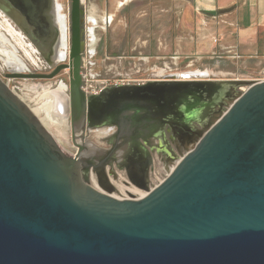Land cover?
Segmentation results:
<instances>
[{
  "label": "water",
  "instance_id": "water-1",
  "mask_svg": "<svg viewBox=\"0 0 264 264\" xmlns=\"http://www.w3.org/2000/svg\"><path fill=\"white\" fill-rule=\"evenodd\" d=\"M10 1L31 24L46 21L58 40L55 0ZM83 4L71 0L68 64L6 77L52 79L68 69L74 143L80 122L118 127V140L134 127L163 135L171 123L196 136L144 196L112 184L113 151L77 145L75 156L76 146L47 130L0 78V264H264V81L169 74L88 96Z\"/></svg>",
  "mask_w": 264,
  "mask_h": 264
},
{
  "label": "rangeland",
  "instance_id": "rangeland-1",
  "mask_svg": "<svg viewBox=\"0 0 264 264\" xmlns=\"http://www.w3.org/2000/svg\"><path fill=\"white\" fill-rule=\"evenodd\" d=\"M60 3L68 17L70 49L71 0H60ZM186 8L184 0H137L121 9L112 27L106 32L99 33L101 40L95 45L97 55L94 59L96 63L94 72L98 76L96 79L85 81L86 90L89 93L98 92L110 83L120 82L121 79L128 81L163 79L164 77L160 75L205 69H211L215 73V79L250 81L264 79V56L238 63L236 60L226 58L228 54L224 50L206 52L215 53L218 57L209 55L199 58L200 56L191 55L195 53L197 46L205 42L203 39L205 25L197 20L194 13L186 18V14L190 15ZM0 18L2 19L1 14ZM218 24L224 25L222 22ZM226 31L229 36L233 34L231 30ZM83 71L85 73V69ZM7 73L0 61V78L31 108L47 107L43 92L37 91L36 87L35 90L31 88L33 84H51L56 87L64 82L69 87V70L62 71L56 78L47 81L8 79ZM62 122L60 127L58 124L52 125L50 132L63 142L73 144L70 119ZM102 135L98 130H93L90 132L91 142L100 144L102 138L99 136ZM182 153L186 154L187 150ZM174 166L175 162L166 165L160 157H155L151 177L152 188L163 182ZM139 192L146 195L145 191Z\"/></svg>",
  "mask_w": 264,
  "mask_h": 264
},
{
  "label": "flooded vegetation",
  "instance_id": "flooded-vegetation-1",
  "mask_svg": "<svg viewBox=\"0 0 264 264\" xmlns=\"http://www.w3.org/2000/svg\"><path fill=\"white\" fill-rule=\"evenodd\" d=\"M58 1L60 2V0H55L56 8ZM13 11L18 12L21 18H17L15 15L10 16L7 13H13ZM0 14L2 16V19L0 18V37L2 38H0V61L3 68L8 71L6 76H8L11 72L24 75H50L58 66L69 63V53L68 58L65 61H62L61 58L59 59V44L61 41L60 31L58 40L54 39L55 32L52 27L47 26L46 21L39 19L40 21H37L36 26L31 24L30 20H28V18L24 16L10 0H0ZM55 18L57 21L56 10ZM2 44L4 45L2 46ZM9 51L11 52L9 53ZM66 70L68 69L63 71ZM160 76L163 78L165 75ZM54 78L47 79L34 77L15 79L47 81L53 80ZM159 80L161 79H138L122 85L138 86ZM61 84L66 85V92L68 94V90L70 92V87H68V85L64 82L59 83L56 87L51 84H33L31 88L36 87L37 91L43 92L44 88L56 90ZM114 85L116 84L110 83L107 87ZM105 88L106 87H103L98 92L93 94L85 93L88 96L99 95ZM148 120L153 125L157 124V121L152 114L148 115ZM152 124L150 125L152 126ZM195 125L200 127L197 123H195ZM77 128L78 137L76 142L74 143L72 139L73 144L77 148L75 156L79 153L77 145L83 148V152L90 151L102 153L105 151H113L114 156L117 159L106 168V174L108 175L110 181L112 182V178L116 181H123L127 184V186H129V188H134L137 191H144L146 187L152 189L153 184L151 177L154 171L153 164L155 157H160L166 165H170L173 163L171 160L175 159V156H179L180 152H184L188 142L196 136V133L193 132L188 125H180V123L166 124L162 129L163 135L159 130H155L154 126L147 127L145 129L134 127L124 139L120 140L117 139L119 129L115 126L88 130L86 125L80 122ZM93 130H98V133H104L102 136H99L102 138L100 144L91 142L90 132ZM134 163L137 164V169L134 168ZM97 172L100 173V170H97ZM112 184L114 185L113 182Z\"/></svg>",
  "mask_w": 264,
  "mask_h": 264
},
{
  "label": "crops",
  "instance_id": "crops-1",
  "mask_svg": "<svg viewBox=\"0 0 264 264\" xmlns=\"http://www.w3.org/2000/svg\"><path fill=\"white\" fill-rule=\"evenodd\" d=\"M135 1L84 0V17L89 30L87 42L99 43V33L110 29L117 13ZM184 3L186 11L190 12L185 17L194 13L197 20L205 25V42L197 46L191 55L218 57L215 53L206 52L224 50L228 54L226 58L238 63L264 56V0H184ZM220 22L224 25L218 24ZM226 30H231L233 34L229 36Z\"/></svg>",
  "mask_w": 264,
  "mask_h": 264
},
{
  "label": "bare ground",
  "instance_id": "bare-ground-1",
  "mask_svg": "<svg viewBox=\"0 0 264 264\" xmlns=\"http://www.w3.org/2000/svg\"><path fill=\"white\" fill-rule=\"evenodd\" d=\"M56 11H57V26L59 28L58 30L61 33V41H60V44H59V47H60L59 48L60 49V57H59V59L61 58L62 61H65L68 58V53H69V45H68V43H69V40H68V31H69L68 30V17L64 14V8H63L62 4L59 1L57 3ZM3 36H5V35H3ZM3 45L4 44H2V46ZM10 52L11 51H9V53ZM182 74H192V75L204 76V77H210V76L214 75V73L212 71H209V70H204V71L198 70V71H192V72H184V73H180V74H176V75L180 76ZM57 88L58 89H56V90L55 89L52 90L50 88L49 89H45L44 88L45 90L43 91V97L46 100V106H47L46 108H43V107L31 108L29 106L31 108L32 112L36 115V117L43 124V126L49 131L51 130L52 125H54V124H58V126L61 125L63 123L62 121L65 120V119H68V116H69V113H68L69 96H68V94L66 92L67 91V87H66L65 84H61ZM34 90H35V88H34Z\"/></svg>",
  "mask_w": 264,
  "mask_h": 264
},
{
  "label": "built area",
  "instance_id": "built-area-1",
  "mask_svg": "<svg viewBox=\"0 0 264 264\" xmlns=\"http://www.w3.org/2000/svg\"><path fill=\"white\" fill-rule=\"evenodd\" d=\"M84 26H85V36H86V49H85V52L83 54V57H84V64H83V69H82L83 90L87 94H93V93H96V92L89 93L86 90L85 81L89 80V79H96V77L98 76L94 72L95 67H96V63H95L94 59H95V57L97 55V50H96V47H95V42H92L90 39H89L90 41L87 42V35L89 33L88 32L89 30L87 31L85 17H84ZM215 42H216V40H215ZM84 69H85V73L83 71ZM258 81H264V79H259ZM128 82H131V81H128L126 79H121L120 82H116V83H113V84L122 85V84L128 83Z\"/></svg>",
  "mask_w": 264,
  "mask_h": 264
}]
</instances>
